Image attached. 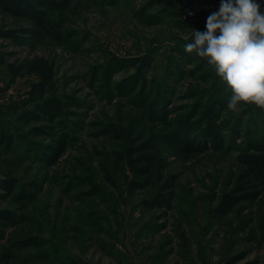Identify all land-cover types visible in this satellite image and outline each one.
Masks as SVG:
<instances>
[{"label": "rangeland", "instance_id": "374dc122", "mask_svg": "<svg viewBox=\"0 0 264 264\" xmlns=\"http://www.w3.org/2000/svg\"><path fill=\"white\" fill-rule=\"evenodd\" d=\"M26 1L0 5V182L13 180L0 185L12 216L0 264H221L241 251L264 264V189L213 211L255 182L239 159L264 142V109L217 104L229 86L184 50L221 0ZM46 97L64 107L51 122L35 119ZM128 146L154 156L150 173L136 175Z\"/></svg>", "mask_w": 264, "mask_h": 264}, {"label": "clouds", "instance_id": "9594fccd", "mask_svg": "<svg viewBox=\"0 0 264 264\" xmlns=\"http://www.w3.org/2000/svg\"><path fill=\"white\" fill-rule=\"evenodd\" d=\"M206 31L193 29L186 53L207 61L229 86L227 109L248 105L264 109V12L256 0H221L206 20ZM217 33H219L217 35Z\"/></svg>", "mask_w": 264, "mask_h": 264}, {"label": "trees", "instance_id": "16d2710c", "mask_svg": "<svg viewBox=\"0 0 264 264\" xmlns=\"http://www.w3.org/2000/svg\"><path fill=\"white\" fill-rule=\"evenodd\" d=\"M38 6L42 7H49L51 9H59L64 6L66 1L68 0H35ZM26 0H0V5L5 6L6 4L14 7L16 10L15 12L21 13L24 8H26ZM44 18L36 19V25L38 27L37 32L42 33L46 30V22L43 20ZM227 100H223L219 102L216 100V103L224 107L227 104ZM36 111L38 114L35 116L37 120H47L51 122L55 118H59L63 112L64 107L60 100L54 99L51 97H46L41 102L36 104ZM195 123L191 118L189 120H185L183 127L184 129L192 128ZM1 137L7 142L9 140L8 134L6 132H0ZM7 137V138H6ZM183 137V136H182ZM204 137L205 139H212L213 147L219 146L221 143V138L218 136L217 132L215 131L213 126H209L204 130ZM207 137V138H206ZM183 140V139H181ZM184 141V140H183ZM63 142L59 140L61 146H63ZM145 149V146L134 148L133 146L127 147V153L129 156V163L131 165H135L137 163H143L144 166L136 167V175H142L150 173L154 166V156H137L136 158H131V156L136 153L137 151ZM255 153L243 155L239 159L241 164H243L246 169L248 170L247 173L251 175L255 182L251 184H246V186H240L236 188L233 193H226L224 194L218 204L214 207L213 211L220 216H224L230 212L233 206H235L240 201H248L254 200L259 197L261 190L264 189V158L259 155V153L264 154V142H258L253 145L252 148ZM57 158V156H55ZM54 158V159H55ZM104 177L109 182L114 184L113 177L110 175L109 171L104 167ZM246 176L242 175V178ZM247 183V182H244ZM13 184L12 179H5L4 181L0 182V185L4 187L6 190H10ZM245 189H250V191H245ZM146 203V202H145ZM163 200L161 197H156L153 199V202L147 203L148 205H161ZM1 219H8L12 220V216L9 215L7 212L0 211V220ZM221 264H258L256 260L247 259L246 253L244 251L234 253L229 257L225 258Z\"/></svg>", "mask_w": 264, "mask_h": 264}]
</instances>
